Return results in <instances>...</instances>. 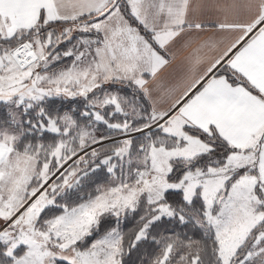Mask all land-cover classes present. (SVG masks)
<instances>
[{
    "label": "snow or ice",
    "instance_id": "6c2138e0",
    "mask_svg": "<svg viewBox=\"0 0 264 264\" xmlns=\"http://www.w3.org/2000/svg\"><path fill=\"white\" fill-rule=\"evenodd\" d=\"M0 264H264V0H0Z\"/></svg>",
    "mask_w": 264,
    "mask_h": 264
}]
</instances>
